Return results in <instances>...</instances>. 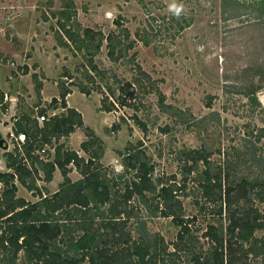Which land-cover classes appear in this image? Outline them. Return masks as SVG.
I'll list each match as a JSON object with an SVG mask.
<instances>
[{
    "label": "rangeland",
    "instance_id": "374dc122",
    "mask_svg": "<svg viewBox=\"0 0 264 264\" xmlns=\"http://www.w3.org/2000/svg\"><path fill=\"white\" fill-rule=\"evenodd\" d=\"M172 5L181 9L179 15ZM230 7L221 0H0V134L6 143L0 147V171H10L6 153L22 149L13 140L15 122L24 123L26 117L40 125L39 113H61L63 91L64 104L79 113L81 125L48 142L36 141L32 153L48 160L60 144L92 159L88 168L104 177L109 195L118 199L124 182L134 178L135 166L126 163L129 155L134 165L145 161L152 167L154 190H142L144 203L131 193L120 205L126 209L119 214L121 232L135 238L140 226L161 236L162 256L170 264H187L192 254L209 255L211 242L201 232L207 223L224 225L226 220L216 212L217 198L201 195L203 169L210 175L226 162L227 179L264 178V134L254 141L253 159L244 147L259 127L264 129V19L248 7L231 16ZM63 28L82 38L78 48ZM88 57L100 75L89 68ZM133 78L139 81L121 92L120 84ZM106 86L115 101L109 110L100 105L110 99L103 100ZM120 98L121 104L115 100ZM85 139L93 142L82 150L79 143ZM65 169L70 181L80 177L72 163ZM41 177L34 183L47 195L63 179L57 168L48 180ZM164 182L175 185L179 215L190 218L185 251L177 250L183 247L175 236L178 224L158 211L156 192ZM13 184L14 196L36 198L16 179ZM249 205L263 217L254 234L264 239V200L251 194ZM106 206L101 203L99 210ZM14 261L24 263L21 251ZM78 264H87L86 259Z\"/></svg>",
    "mask_w": 264,
    "mask_h": 264
},
{
    "label": "trees",
    "instance_id": "16d2710c",
    "mask_svg": "<svg viewBox=\"0 0 264 264\" xmlns=\"http://www.w3.org/2000/svg\"><path fill=\"white\" fill-rule=\"evenodd\" d=\"M221 1L232 5L231 16L248 7V11H254L264 19V0ZM63 33L78 48L82 38L76 31L63 28ZM86 33L84 31L85 36H89ZM108 53L111 55L110 49ZM87 63L89 68L95 70L90 65V57ZM94 72L97 73L98 70ZM139 74L147 76L141 70ZM109 76L117 81L113 73ZM138 81L135 78L129 82L124 81L119 86L120 91L125 92L131 84ZM79 88L86 93V88ZM105 89L107 92L103 100L108 96L110 99H107V105H102L101 100L100 105L101 109L109 110L115 101L111 97L110 87L106 86ZM62 94L63 91L60 92L59 105L64 107V111L41 120L40 125L34 119L25 117V124L16 121L13 127L14 133L24 132L25 136L20 151L16 149L5 155L4 164L10 171H0V264H21L14 261L18 251H21L24 261L22 264H78L82 258L86 259L87 264H170L171 259L162 256L165 246L161 236L141 231L140 226L137 231L140 235L135 238H130L128 232L120 230L124 221L119 214L126 212L120 205L125 203L131 193H137L144 203L142 190H154V182L150 179V164L139 160L134 165L132 161L135 157L129 155L130 160L126 163L135 166L136 170L134 178L124 182L120 193L122 197L118 199L116 195H109L110 186L104 177L99 176L98 171L88 168L92 159H83L71 149H61L60 144L53 146L52 156L48 160H42L32 153L36 141L48 142L50 137L65 134L73 126L81 125L79 113L64 104ZM50 100L55 101L53 97ZM115 100L119 104L123 102L122 98ZM28 121L34 129L33 133L27 132L30 126ZM259 131L246 140L248 144L244 141V147L250 150L252 159L256 149L254 141L264 134L262 127H259ZM92 142L93 139H85L79 146L84 150ZM192 151L198 152L197 149ZM195 157L197 156L194 155ZM203 159L205 160L204 156ZM67 163H72L77 168L80 173L78 179H68L65 169ZM227 167L225 162L223 169L219 168L210 175L203 169L205 182L200 184L201 195L209 200L217 198L216 212L219 215L223 212L226 223L205 225L201 234L211 242L209 255L192 254L188 257L187 264H248L245 262L248 257L259 258L261 261L256 264H264V239L254 234L255 230L261 228L263 217L255 207L249 205L251 194L264 200V178L248 179L241 176L236 180L227 179ZM54 168L59 170L63 179L52 193L41 194L34 181L40 175L42 179L48 180ZM14 179L26 189L34 190L36 198L29 201L21 196H14ZM156 181L159 182L158 177ZM174 191L173 183L160 184L156 202L160 200L158 211L162 215H169L178 224L175 236L183 247L178 246L177 250L185 251L184 248L188 249L187 244L191 241L183 236L187 235V221L190 218L179 215L180 204L177 197H174ZM105 202V209L99 210V205ZM96 209L99 216L97 220L93 218ZM139 223L143 227V221ZM77 253L78 256L75 257Z\"/></svg>",
    "mask_w": 264,
    "mask_h": 264
},
{
    "label": "built area",
    "instance_id": "2783aa9c",
    "mask_svg": "<svg viewBox=\"0 0 264 264\" xmlns=\"http://www.w3.org/2000/svg\"><path fill=\"white\" fill-rule=\"evenodd\" d=\"M48 117V115H44L43 113H39L37 115V119L39 121H41L42 119H46ZM10 135H12V133H10ZM13 136V140L15 141V143L18 145L19 143H22L23 142V138H24V134L22 132H17L15 133ZM42 151V149H41Z\"/></svg>",
    "mask_w": 264,
    "mask_h": 264
},
{
    "label": "clouds",
    "instance_id": "9594fccd",
    "mask_svg": "<svg viewBox=\"0 0 264 264\" xmlns=\"http://www.w3.org/2000/svg\"><path fill=\"white\" fill-rule=\"evenodd\" d=\"M172 11L176 14L179 15L181 9L179 7H176L175 5H172Z\"/></svg>",
    "mask_w": 264,
    "mask_h": 264
},
{
    "label": "water",
    "instance_id": "95a60500",
    "mask_svg": "<svg viewBox=\"0 0 264 264\" xmlns=\"http://www.w3.org/2000/svg\"><path fill=\"white\" fill-rule=\"evenodd\" d=\"M0 147H2V148L6 147V143H5L4 139H3V137L1 136V134H0Z\"/></svg>",
    "mask_w": 264,
    "mask_h": 264
}]
</instances>
